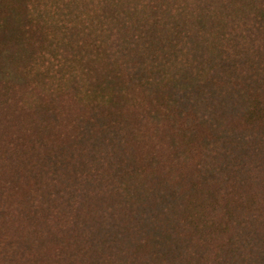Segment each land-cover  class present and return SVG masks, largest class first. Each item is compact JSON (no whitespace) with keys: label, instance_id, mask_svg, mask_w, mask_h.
Wrapping results in <instances>:
<instances>
[{"label":"trees","instance_id":"trees-1","mask_svg":"<svg viewBox=\"0 0 264 264\" xmlns=\"http://www.w3.org/2000/svg\"><path fill=\"white\" fill-rule=\"evenodd\" d=\"M0 264H264V0H0Z\"/></svg>","mask_w":264,"mask_h":264}]
</instances>
